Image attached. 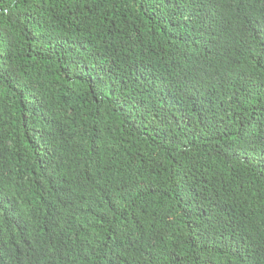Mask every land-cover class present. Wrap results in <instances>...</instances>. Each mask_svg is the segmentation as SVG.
Wrapping results in <instances>:
<instances>
[{
  "label": "trees",
  "instance_id": "obj_1",
  "mask_svg": "<svg viewBox=\"0 0 264 264\" xmlns=\"http://www.w3.org/2000/svg\"><path fill=\"white\" fill-rule=\"evenodd\" d=\"M0 264H264V0H0Z\"/></svg>",
  "mask_w": 264,
  "mask_h": 264
}]
</instances>
